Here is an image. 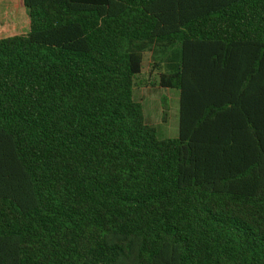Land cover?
Segmentation results:
<instances>
[{"label": "trees", "instance_id": "trees-1", "mask_svg": "<svg viewBox=\"0 0 264 264\" xmlns=\"http://www.w3.org/2000/svg\"><path fill=\"white\" fill-rule=\"evenodd\" d=\"M0 0V264H264V0ZM146 53L178 136L135 98ZM166 108L163 121H166Z\"/></svg>", "mask_w": 264, "mask_h": 264}, {"label": "rangeland", "instance_id": "rangeland-1", "mask_svg": "<svg viewBox=\"0 0 264 264\" xmlns=\"http://www.w3.org/2000/svg\"><path fill=\"white\" fill-rule=\"evenodd\" d=\"M17 2L15 32L21 34L29 29V18L22 0ZM160 71L154 67L152 53H146L143 72L136 80L135 98L142 104L145 123L157 127L160 135L168 138L178 136L179 93L176 90L158 87ZM167 118L163 121V112Z\"/></svg>", "mask_w": 264, "mask_h": 264}]
</instances>
